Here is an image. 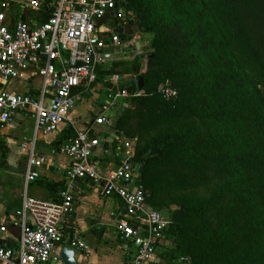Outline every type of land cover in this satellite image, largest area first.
<instances>
[{
  "label": "trees",
  "instance_id": "16d2710c",
  "mask_svg": "<svg viewBox=\"0 0 264 264\" xmlns=\"http://www.w3.org/2000/svg\"><path fill=\"white\" fill-rule=\"evenodd\" d=\"M132 7L139 12L140 30L155 33L154 52L148 72L141 74L144 95L125 101L146 107L147 125H170L135 155L133 163L140 169L136 185L150 192V203L161 191L206 182V167L217 161L220 172L231 174L233 181L213 199L234 193L240 210L219 228L198 233L192 251L200 261L195 264H264V0H133ZM51 11L48 3L37 18L45 22ZM109 67H99L98 84L108 86ZM162 83L178 96L165 99L158 92ZM122 89L140 91L137 79ZM154 110L160 112L157 117H152ZM195 117L204 123L205 133L192 121ZM125 118L117 120L119 140L104 143L107 149L111 145L114 157ZM207 207L203 202L195 210L182 205L184 217L192 214L209 223ZM244 212L257 235L239 234L237 220ZM183 222L171 223L174 238L180 237Z\"/></svg>",
  "mask_w": 264,
  "mask_h": 264
},
{
  "label": "built area",
  "instance_id": "2783aa9c",
  "mask_svg": "<svg viewBox=\"0 0 264 264\" xmlns=\"http://www.w3.org/2000/svg\"><path fill=\"white\" fill-rule=\"evenodd\" d=\"M48 3L51 15L41 22L37 17ZM122 3L123 0L0 1V125H8L19 113L34 123L32 141L22 144V148H28L25 191L13 222L20 235L15 248L0 246L2 264H48L64 245L75 252H90V245L78 229L72 228L68 241L65 239L64 224L75 211V194L82 182L93 184L100 195L122 200L124 213L116 219V229L123 241L135 247L132 264H157V249L172 220L151 207L149 194L134 185L138 173L131 143L123 142L117 147L118 165L107 174L94 159L101 146L96 127L109 125L113 121L109 113L122 111L126 99L143 95L142 90L131 94L122 89L119 75L106 77L110 95L93 124L83 129L73 126L59 146L60 153L70 160L65 172L66 188L59 198L45 200L29 194L30 185L49 165L48 159L36 152L38 138L57 133L74 109L94 93L99 67L126 59L130 53L144 57L146 45L128 37L124 29ZM107 15L109 19L98 26L97 21ZM113 19L122 27V33L113 25ZM30 71L41 79L37 95L10 89L22 73ZM160 93L167 100L178 96L168 86L161 87Z\"/></svg>",
  "mask_w": 264,
  "mask_h": 264
},
{
  "label": "crops",
  "instance_id": "0c3cea01",
  "mask_svg": "<svg viewBox=\"0 0 264 264\" xmlns=\"http://www.w3.org/2000/svg\"><path fill=\"white\" fill-rule=\"evenodd\" d=\"M40 88L41 79L32 71L22 73L21 77L10 85L11 90L30 95H37ZM94 103L92 98L80 103L57 133L38 138L36 152L46 157L49 165L42 169L39 179L30 185L31 196L57 200L60 192L66 188L65 172L70 160L60 153L59 146L64 137L69 135L66 131L72 132V129L67 127L68 122H71L72 128L75 126L79 129L93 124L94 119L85 118L91 113L95 116L98 114L102 104L94 105ZM84 119V123H81ZM112 122L103 127H96V135L101 139V146L96 151L94 159L104 174L114 170L118 165V160L104 144L105 141L111 144L119 140L116 130H113ZM33 136L34 123L24 113H19L8 125L0 128V139L4 140L8 156L0 167V246L5 248H15L20 235V229L15 227L13 222L16 219L15 212L21 208L25 191L24 171L28 161V148H22V144L31 142ZM111 138L114 140L112 141ZM120 144V147L124 145L122 141ZM111 153L114 162L110 161ZM74 205V213L64 224L66 242L72 228H75L82 233L90 245L88 254L76 252L78 263L132 264L135 247L123 241L116 229V219L124 213L122 200L117 196L100 195L95 191L93 184L82 182L76 191ZM2 228H6L5 233L2 232ZM160 252L157 251L156 263L164 264ZM60 254L61 251L56 252L54 257L57 260L53 259L48 264H63Z\"/></svg>",
  "mask_w": 264,
  "mask_h": 264
},
{
  "label": "rangeland",
  "instance_id": "374dc122",
  "mask_svg": "<svg viewBox=\"0 0 264 264\" xmlns=\"http://www.w3.org/2000/svg\"><path fill=\"white\" fill-rule=\"evenodd\" d=\"M132 3L133 0H123V3L121 4V15L124 19L125 24L124 29L128 33V37L136 38L141 41L142 45L145 44L146 46L143 53L144 57L133 56V54L131 55L130 53L128 54L130 56L126 59H121L109 63V68L112 70L111 75L117 74L121 77V87H126L127 85L133 84L134 81H136V79L141 76V74H146L148 72L149 58L153 56L154 52V49L151 48V44L155 33H146L140 30L139 12L134 7H132ZM113 63H117V66H114ZM135 70L139 71L138 75H135ZM168 85L162 83L158 88V92H160L161 87H166ZM93 90L94 93L87 97L86 100L92 98L95 102L94 105H99L100 103L102 104L106 99L109 98L110 92L107 85L99 83ZM142 96H140V98ZM126 102L127 101H124L126 106L124 107L122 113V115L126 114V118L123 124V130L126 133H132V131H134V135H130L129 137L125 132H123L122 142H130L135 155H137V153H139L140 150H143L146 146V148L152 146V139L158 136L161 127L168 129L170 128V125L162 124L158 127L157 125L154 127L147 125L146 121L150 120V115L147 114L145 115V117H143V112L146 111V107H141L139 101L132 102L131 104H128ZM160 107V105H156V108ZM159 113L160 112H158V110L156 112L154 110L152 117H157ZM122 115H119V113L117 112L109 113V118L113 120V126L116 127L117 120L120 119ZM95 118L96 116L91 113L89 117L85 119L92 120ZM85 119L81 120V123H84ZM192 121L199 127V130L202 133H205L206 127L200 119L195 117L192 119ZM114 122H116L115 125ZM142 126H144V129L141 130ZM1 127L3 126L0 125V128ZM67 127L72 129L71 122H68ZM6 149L7 147L4 144V140L1 141L0 139V167L2 166V163L7 160L8 156L6 153ZM108 149L113 153L112 147H109ZM112 153L110 156V161H113ZM134 166L136 168V172L138 173V171L140 170L139 167L137 165ZM205 175L207 181L202 182V184L200 185L192 183L190 184L189 188H178L168 191H161L150 200L149 204L151 207L164 213L166 216L171 218V220L173 215V208H179L183 212L182 221L184 222L180 237L174 238L172 236L173 228L170 227L164 235V243H161V246H159L157 249V251H161L160 255H162V257L164 258V264H195V261H200V255L193 253L192 251L197 243L196 237L198 233L200 231L208 233L210 228H219V226L225 220L236 217L240 210V207L236 204V202H234L232 198V195H235L234 193H231L224 198H219L218 202L213 199L215 192L220 187L226 186L233 181L232 175L225 174V171L221 173L217 161H211L209 163V165L205 169ZM146 192L149 194L150 198V192ZM243 198V202L245 203L246 197ZM200 202L209 205V208L207 207L209 212L206 211L209 215V223H205L201 217H196L192 214H187L186 217H184L182 205H185V207H187L188 209L193 208L195 210ZM237 222L238 225L241 226V231L239 234L242 237H245L247 231L251 232L250 236L257 235L256 231L252 232L254 230L251 226L252 221L248 220L245 212L243 214V218L238 219ZM245 258H247V255L245 256ZM245 258H243V260H245ZM237 261L238 260H233V263H236Z\"/></svg>",
  "mask_w": 264,
  "mask_h": 264
},
{
  "label": "water",
  "instance_id": "95a60500",
  "mask_svg": "<svg viewBox=\"0 0 264 264\" xmlns=\"http://www.w3.org/2000/svg\"><path fill=\"white\" fill-rule=\"evenodd\" d=\"M109 19V15L105 16L102 19H99L97 21V25L101 26L105 21H107ZM113 25L118 27L120 32L122 33V27L119 25L115 19L112 20ZM140 44H137V48L139 49ZM107 58L112 59V55H107ZM135 75L139 74V71L135 70L134 71ZM169 85L171 84L170 82L168 83ZM144 87V79L143 77L139 76L138 77V89L142 90ZM116 124V122H114V125ZM113 130H116V127L113 126ZM115 137V136H113ZM116 137H118L116 135ZM135 192H137V190L135 189ZM173 215H172V223L173 224H181L182 222V210H180L179 208H173L172 209ZM60 258L63 262V264H79L77 259H76V252L75 250L69 248L67 245H64L60 254Z\"/></svg>",
  "mask_w": 264,
  "mask_h": 264
},
{
  "label": "snow or ice",
  "instance_id": "6c2138e0",
  "mask_svg": "<svg viewBox=\"0 0 264 264\" xmlns=\"http://www.w3.org/2000/svg\"><path fill=\"white\" fill-rule=\"evenodd\" d=\"M33 2L35 3V0H33Z\"/></svg>",
  "mask_w": 264,
  "mask_h": 264
}]
</instances>
